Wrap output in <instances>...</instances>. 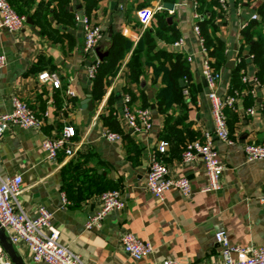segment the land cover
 Listing matches in <instances>:
<instances>
[{
	"label": "crops",
	"instance_id": "crops-1",
	"mask_svg": "<svg viewBox=\"0 0 264 264\" xmlns=\"http://www.w3.org/2000/svg\"><path fill=\"white\" fill-rule=\"evenodd\" d=\"M7 1L25 17V24L16 33L0 29V54L6 59L0 69V112H9L11 99L17 97L43 117L40 130L9 126L0 140V176L21 179L17 210L29 219L36 218L40 207L50 212L59 244L78 255L83 264H160L165 260L213 264L220 261L214 241L219 231L231 245L263 244V208L258 198L264 195V160L246 161L243 146L264 145V83L255 76L257 69L248 46L241 43L240 32L252 16L261 19L257 10L264 0H229L226 11L215 10L216 35L225 45L227 62H234L232 68L226 63L217 70L220 78L215 90L220 95L230 93L231 70L238 56L244 63L240 73L250 87L239 90L236 109L226 113L233 144L227 145L213 135V146L224 168L220 188L213 192H202L207 180L200 159L181 161L188 142L201 140L205 132L213 133L208 89L201 81L205 55L193 32V0H99L88 14L85 0ZM164 3L172 4L173 9H165ZM143 10L152 12L145 24L139 17ZM75 15H85L101 28L103 38L96 46L101 52L108 53L114 34L130 42L98 101L91 98L87 73L96 57L84 54L83 31ZM155 15L165 16L178 35L175 42L181 40V44H166L154 36L155 47L150 52L154 57L149 63L142 59V72L136 82H131L127 62L138 55L134 51L144 32L157 28ZM261 34L264 37V22ZM175 52L186 59L191 81L181 80L180 91L170 94L166 106L160 107L164 111H159L156 94L166 87L163 75L169 69L162 55ZM44 72L57 75L61 87L55 90L50 83L38 81ZM124 90L134 95L133 107L141 108L139 96L144 95L153 127L149 133L131 134L119 122L121 134H117L127 137L109 142L101 137L100 116L107 113L105 103L110 94L116 97L113 107L120 111ZM88 96L93 103L89 122L81 108ZM251 108L256 110L254 116L247 113ZM66 125L75 130V152L70 157L59 155L52 163L42 144ZM159 143L166 145L163 153L158 152ZM152 155L166 165L169 177L189 180V197L175 189L167 191L162 202L152 197L145 187ZM110 189L121 192L125 207L108 213L99 229H85L86 218L99 209L100 193ZM126 233L148 242L150 255L135 260L124 253L120 238ZM12 246L23 264H44L31 261L24 243Z\"/></svg>",
	"mask_w": 264,
	"mask_h": 264
},
{
	"label": "built area",
	"instance_id": "built-area-1",
	"mask_svg": "<svg viewBox=\"0 0 264 264\" xmlns=\"http://www.w3.org/2000/svg\"><path fill=\"white\" fill-rule=\"evenodd\" d=\"M220 11H226L229 0H214ZM196 8V0H193ZM140 21L145 24L152 17V12L143 10L140 12ZM203 16L194 11L195 22ZM256 16H252L255 19ZM75 20L80 23L83 31V52L85 55H92L93 50L103 38L101 28L93 23L85 15H75ZM25 24V17L17 14L7 0H0V29L9 33L19 32ZM193 32L198 39L201 52L205 55L202 62V76L208 89L207 98L210 104V114L213 125V133L205 132L201 140L188 142L181 154L182 163H190L195 159H200L203 163L206 174V185L202 192H213L220 188L219 179L223 172L218 154L213 146V135L221 142L232 145L229 130L227 127L226 111L235 110L237 101L240 97L239 90H233L229 94L220 95L216 92V84L220 74L215 72L210 64L207 51L203 45L199 27L194 25ZM181 40L174 43L179 46ZM189 60V58H188ZM98 60L96 59L88 68V77L93 78L96 72ZM6 64L4 55L0 54V69ZM40 82H48L53 89H59L61 82L57 75L53 73H41L37 77ZM241 82L247 83L243 72ZM258 84L256 79H253ZM250 93H253L250 91ZM251 116L256 114V110H247ZM118 121L131 133H149L153 127L152 115L149 109L131 107L129 97L122 98L120 111L115 112ZM9 126L22 129L40 130L43 126V117L37 116L35 112L22 100L17 97L11 99V110L6 113L0 112V140L4 131ZM75 130L72 126H64L62 130L46 138L42 144L47 159L55 163L59 155L70 157L74 154ZM101 137L109 142L120 140L119 134L109 129L101 128ZM165 143H159L158 152L165 151ZM243 153L246 161L264 160V145L245 144ZM21 179L19 176L2 177L0 176V230H2L9 243L15 245L19 242L24 243L29 251L33 263L44 264H83L80 257L58 242V233L51 226L52 214L44 208L37 210V216L29 219L21 211L15 208L16 197L20 192ZM146 190L157 202L164 200L165 193L175 189L183 197H189L192 193L191 185L186 177H169L168 169L155 155L150 157L149 171L145 182ZM259 204L263 208L264 221V195L258 198ZM63 203L67 204L63 196ZM125 207L123 196L119 190H107L99 195V209L93 215H89L84 223L87 230L99 229L104 218L108 213L119 212ZM214 241L219 247L220 261L213 264H264V242L259 247H239L231 245L223 231L214 234ZM120 245L124 253L135 260L150 255L151 245L143 240L136 238L130 233L124 234L120 238ZM0 264H11L7 254L0 244ZM160 264H190L175 260H165Z\"/></svg>",
	"mask_w": 264,
	"mask_h": 264
},
{
	"label": "trees",
	"instance_id": "trees-1",
	"mask_svg": "<svg viewBox=\"0 0 264 264\" xmlns=\"http://www.w3.org/2000/svg\"><path fill=\"white\" fill-rule=\"evenodd\" d=\"M63 1V0H62ZM99 0H85L86 13L90 11L94 6L97 5ZM168 2H174V0H166ZM196 13L202 15L200 20L196 21V25L199 27L200 35L203 39V45L207 51V56L210 59L211 67L215 72L221 67H224L227 63L225 55V45L216 35L215 21V10L218 9L217 3L214 0H196ZM257 15L261 16L260 20L253 19L249 25L241 30V43L242 45L248 46V55L252 59V63L255 65L256 77L258 81L264 83V37L261 34L262 24L264 22V5L258 8ZM157 18L158 26L153 31L146 30L142 35V39L135 48V53L138 55L132 56L127 62L129 70V77L131 82H136L139 75L142 72V59H145V63H149L154 55H151V50L155 47L154 36L161 39L166 44H173L177 39L178 35L175 33L167 24V20L164 15H155ZM89 18V17H88ZM130 42L122 37L120 34H114L110 40V47L107 55L98 61L96 66V72L91 79V98L93 101H98L103 95L105 86L107 85L110 78L114 77L119 63L129 50ZM144 50V57H141V51ZM157 54L160 55L159 52ZM165 60H168L169 69H166L163 75V81L166 83V87L160 89L157 94V106H166L170 94L177 93L180 91L178 80H182L185 83L191 81V73L189 65L186 59L178 52L172 55H162ZM236 66L231 70L230 76V91L242 90L249 88L250 84L241 82V70L244 67L242 56L237 57ZM57 90V89H55ZM126 95H129V105L133 107L134 95L129 90H124ZM141 101V108H148L145 102V97L142 93L139 96ZM116 97L112 94L106 100L105 105L107 106L106 115L100 116V122L103 127L109 129L112 132L120 133V124L118 119L115 117V108L113 107ZM264 110V104H263ZM164 111V110H163ZM229 111V110H227ZM226 111V113H227ZM227 115V114H226ZM122 139L127 136H121ZM118 190V189H110ZM101 194V193H100Z\"/></svg>",
	"mask_w": 264,
	"mask_h": 264
},
{
	"label": "water",
	"instance_id": "water-1",
	"mask_svg": "<svg viewBox=\"0 0 264 264\" xmlns=\"http://www.w3.org/2000/svg\"><path fill=\"white\" fill-rule=\"evenodd\" d=\"M163 7L165 9H168V10H172L173 9V5L172 4L164 3ZM26 22L30 24L29 21H26ZM106 39L108 40L109 38H106ZM92 55H94L98 61H101L107 55V52H101L98 48L95 47V49L93 50V54ZM233 64H234L233 61H228L227 64H226V67L232 68ZM201 81L205 85V81H204L203 78L201 79ZM179 84L181 86L183 85L181 80H179ZM81 108L83 110V114L87 115L88 122H89L90 119H91V116L93 114V103H92V100H91L90 96H88L85 100L82 101ZM0 244H1L2 248H3V250L5 251V253L7 254V256L9 257V259H10L12 264H23L21 259L16 255V253H15V251L13 249V246L11 245V243L8 242L7 238L4 235V232L2 230H0Z\"/></svg>",
	"mask_w": 264,
	"mask_h": 264
}]
</instances>
